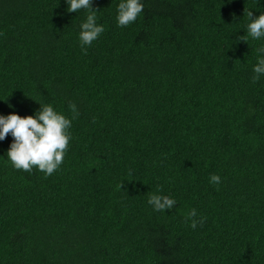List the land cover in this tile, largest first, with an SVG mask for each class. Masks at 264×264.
I'll list each match as a JSON object with an SVG mask.
<instances>
[{
	"label": "trees",
	"instance_id": "16d2710c",
	"mask_svg": "<svg viewBox=\"0 0 264 264\" xmlns=\"http://www.w3.org/2000/svg\"><path fill=\"white\" fill-rule=\"evenodd\" d=\"M120 2L92 0L104 32L84 54L88 9L0 0V115L72 120L51 176L0 141V264H264V37L240 39L264 0H141L126 27Z\"/></svg>",
	"mask_w": 264,
	"mask_h": 264
},
{
	"label": "clouds",
	"instance_id": "9594fccd",
	"mask_svg": "<svg viewBox=\"0 0 264 264\" xmlns=\"http://www.w3.org/2000/svg\"><path fill=\"white\" fill-rule=\"evenodd\" d=\"M69 7L68 12L77 13L81 9H88L86 21L81 25L79 41L84 54H87V47L90 46L103 32V25L97 24V10L92 8V0H66ZM144 5L141 0H121L118 5V15L116 17L119 27H126L135 22L142 13ZM250 22L247 25V36L240 37L247 42L248 37L260 39L264 37V14L253 18L251 10H247ZM257 53H264V47L257 49ZM255 75L253 82H257L261 74H264V56L258 55V62L253 68ZM41 105V104H40ZM73 113L72 119L79 116L77 106L69 104ZM72 120L65 115L58 113L51 104L41 105L40 110L33 115L20 116L18 114L0 115V141L9 134L13 137L7 158L17 170L31 172L37 168L45 176H51L64 162L66 153L71 142L69 131ZM210 183L218 185L221 182L219 175L212 174L209 177ZM120 187H122V182ZM160 189H157V193ZM153 193L148 198L154 210L164 212L172 209L176 200L167 195ZM197 213L192 209L185 217L190 221V226L195 229L198 223H203L195 219Z\"/></svg>",
	"mask_w": 264,
	"mask_h": 264
}]
</instances>
